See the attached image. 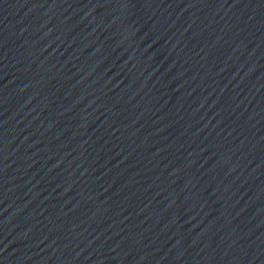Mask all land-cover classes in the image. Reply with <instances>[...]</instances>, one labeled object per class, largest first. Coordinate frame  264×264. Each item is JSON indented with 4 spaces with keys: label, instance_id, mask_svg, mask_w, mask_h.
<instances>
[{
    "label": "water",
    "instance_id": "water-1",
    "mask_svg": "<svg viewBox=\"0 0 264 264\" xmlns=\"http://www.w3.org/2000/svg\"><path fill=\"white\" fill-rule=\"evenodd\" d=\"M0 264H264V0H0Z\"/></svg>",
    "mask_w": 264,
    "mask_h": 264
}]
</instances>
